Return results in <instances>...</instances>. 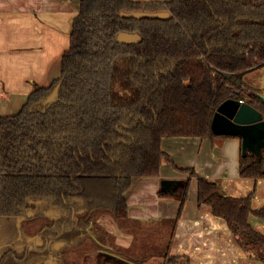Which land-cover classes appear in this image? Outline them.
<instances>
[{
  "label": "trees",
  "instance_id": "1",
  "mask_svg": "<svg viewBox=\"0 0 264 264\" xmlns=\"http://www.w3.org/2000/svg\"><path fill=\"white\" fill-rule=\"evenodd\" d=\"M135 12L143 15H129ZM263 66L264 0H80L59 76L34 84L18 112L0 117V219L21 217L39 202L58 214L60 229L49 231L51 219L43 209L36 213L46 223L44 235L91 236L102 215L131 233L125 225L138 221L128 217L124 192L134 177L159 175L168 160L162 138L239 137L214 134L213 114L234 98L264 116L259 88L245 78ZM239 175L264 178V148L259 157L240 155ZM189 185L183 180L177 192V214L167 220L172 228ZM252 196H230L219 180L197 176V205L226 222L250 259L264 261V234L249 221L264 209H252ZM73 203L84 207L79 220L71 219L79 209ZM111 247L99 254L105 262L119 259ZM151 257L149 264H190L167 247Z\"/></svg>",
  "mask_w": 264,
  "mask_h": 264
},
{
  "label": "crops",
  "instance_id": "2",
  "mask_svg": "<svg viewBox=\"0 0 264 264\" xmlns=\"http://www.w3.org/2000/svg\"><path fill=\"white\" fill-rule=\"evenodd\" d=\"M79 3L80 0H0V117L18 112L34 84L47 86L59 76L61 57L69 47ZM245 78L259 88L255 92L264 99V66L247 73ZM161 148L168 160H162L159 175L134 177L124 192L128 217L140 224L157 221L155 227L165 232V222L177 214L180 205L177 192L182 184L174 193L160 196L161 181L182 182L189 178L188 199L171 239L168 235L165 246L168 254L187 256L190 264H264L250 259L238 247L223 219L215 217L207 205H197V176H200L219 180L230 196L246 197L251 192L252 209H264V178L239 175L241 138L172 136L162 138ZM188 169L196 175L191 176ZM106 217L101 218L117 248L129 249L132 235L120 229L111 216ZM249 221L264 234V215H250Z\"/></svg>",
  "mask_w": 264,
  "mask_h": 264
},
{
  "label": "rangeland",
  "instance_id": "3",
  "mask_svg": "<svg viewBox=\"0 0 264 264\" xmlns=\"http://www.w3.org/2000/svg\"><path fill=\"white\" fill-rule=\"evenodd\" d=\"M72 205L76 206L77 203H73ZM44 206H46L45 209H49L48 205ZM77 206L79 209L71 214V219L75 218L74 220H79L83 215V205ZM41 208L42 204L39 206L38 210H42ZM102 216L97 218V226L99 229L95 226L89 230L91 236L87 234L84 236L77 235L74 239L67 240L63 237H53L48 244L45 242L46 235L43 234V230L46 227L43 218L38 221L35 217H32L22 223H20L21 217L11 220L0 219V257L4 255L6 251L11 250L20 258L19 262H17L14 260L15 257L11 255L6 256L3 264H36L37 260H43L42 255L41 257L39 255L36 256V251L39 252L38 249L41 247H50L47 251L49 254H53L51 264H138L136 261L140 262L139 259L144 258L146 261H142L140 264H149L154 260L153 257H151L152 255L155 257L162 254L163 251L165 252V246L169 238L168 235L170 236L169 239H171V234L174 229L171 227V231L169 232L171 223L168 221L165 222L167 229L165 232H163L164 229L159 226L157 228L155 227L157 221L148 220L140 221L142 224L139 222L127 224L125 226L131 231V233H129L132 235V241L128 250L120 251L115 244V238H111V236H113L112 233L106 229L107 227H105L103 223ZM106 218L111 217L108 215ZM144 224H148V226ZM132 226H134V228ZM62 228L70 229L68 225H62L61 229ZM51 229L59 230L60 228L56 224H53ZM156 234L157 237L154 238ZM153 240H155V242H152ZM31 243L34 244L33 247L35 251L30 250L26 258L21 260L24 258L23 252L26 251L24 248ZM103 246H112L108 251L112 254H116L121 261L118 259L112 263L105 262L104 256L99 255ZM47 251L44 252V255ZM159 260L160 259H157V261Z\"/></svg>",
  "mask_w": 264,
  "mask_h": 264
},
{
  "label": "water",
  "instance_id": "4",
  "mask_svg": "<svg viewBox=\"0 0 264 264\" xmlns=\"http://www.w3.org/2000/svg\"><path fill=\"white\" fill-rule=\"evenodd\" d=\"M131 16H142L143 13H130ZM167 16V12L158 13ZM232 82L241 85V79H236L231 72L223 73ZM211 130L216 135H238L241 138V154L262 155L264 148V116L260 111L241 99L229 98L222 101L213 114ZM182 184L180 180L164 179L161 190L171 194Z\"/></svg>",
  "mask_w": 264,
  "mask_h": 264
},
{
  "label": "flooded vegetation",
  "instance_id": "5",
  "mask_svg": "<svg viewBox=\"0 0 264 264\" xmlns=\"http://www.w3.org/2000/svg\"><path fill=\"white\" fill-rule=\"evenodd\" d=\"M30 203H31L30 206L22 214V216H21L22 219H21L20 223H22L25 220H28L29 218L35 217L36 213L39 211L38 210L39 206H41V204L39 202H30ZM45 207L46 206H44V204H43L42 208H41V209H43V211H39V213L43 212L45 214L44 216H46V217L51 219L50 224H48L49 226L47 228H48L49 231L50 230L52 231L53 229H51V227H52L53 224H56V220H57L58 214L55 212V210H53V209H45ZM53 237H54V235L51 234V233L49 235H46L45 242L48 244V242H50L51 238L53 239ZM33 245L34 244L31 243L27 247L24 248V250H26V251L23 252L24 258L21 259V260H24L26 258L27 254H28V252H30V250L35 251ZM48 248H50V247H48ZM48 248L47 247H45V248L41 247L39 249L37 248L39 250V252L36 251L37 252L36 256L39 255L41 257V255H42L43 260H41V259H39V261L37 260L36 264H51L52 263L53 254H49V252L47 251V250H49ZM46 251H47V253L44 255V252H46ZM9 255L15 257L14 260L19 262L20 258H18V256H16V254L10 250V251H6L5 254L0 257V264H3V262L5 261L6 256H9Z\"/></svg>",
  "mask_w": 264,
  "mask_h": 264
}]
</instances>
